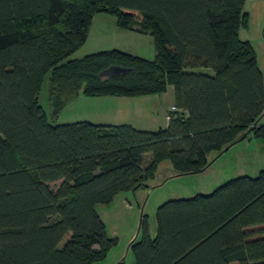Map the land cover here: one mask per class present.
<instances>
[{"label":"trees","instance_id":"trees-1","mask_svg":"<svg viewBox=\"0 0 264 264\" xmlns=\"http://www.w3.org/2000/svg\"><path fill=\"white\" fill-rule=\"evenodd\" d=\"M244 1L0 0V264H97L118 244L98 206L149 188L165 160L200 172L212 153L264 140V72L239 37ZM97 13L152 36L154 57L111 48L70 59ZM111 65L131 72L102 81ZM46 78L49 111L39 99ZM169 86L177 110L165 128L57 122L83 95ZM156 220L152 237L142 219L134 264H264V169L167 200Z\"/></svg>","mask_w":264,"mask_h":264},{"label":"rangeland","instance_id":"rangeland-1","mask_svg":"<svg viewBox=\"0 0 264 264\" xmlns=\"http://www.w3.org/2000/svg\"><path fill=\"white\" fill-rule=\"evenodd\" d=\"M242 11L249 13L250 20L248 27L240 30L239 37L251 42L259 66L264 72V0H245ZM99 15H106L109 19L116 18L110 14L97 13L95 22L101 17ZM95 27L91 29L86 43L70 59L82 58L95 51L110 48L124 49L145 58L154 57L152 36L124 29L120 32L109 31L100 37ZM102 40H106L108 44L101 43ZM207 71L212 72L210 69ZM46 85L47 78L44 80L39 99L40 104L49 111ZM161 95L156 94L157 101L151 98L142 103L129 96L124 104L127 107L124 109L128 116L126 119L129 121L124 123L146 130L165 128L168 124L167 109H170L172 102L169 92ZM81 100L67 109L65 107L59 114L57 122L71 123L78 119H96L94 113L96 109H84L85 106L80 104ZM135 106L150 109L148 111L151 114L140 116L134 113L137 110ZM259 121L264 122V115ZM146 156L145 164L150 160V154ZM210 159V165L205 170L194 173H179L170 161L165 160L158 165L154 179L147 181L149 188L140 187L135 191L119 194L110 204L98 206V212L106 223L109 236L118 238V244L112 248L107 258L98 264L107 262L111 264L119 255L125 258L126 264H133L131 242L139 241L142 237L139 235L142 219L146 218L152 232L157 226L158 207L167 200L188 198L199 193L209 194L224 182L240 175L257 176L260 170L264 169V140L249 136L222 154L212 153Z\"/></svg>","mask_w":264,"mask_h":264},{"label":"crops","instance_id":"crops-1","mask_svg":"<svg viewBox=\"0 0 264 264\" xmlns=\"http://www.w3.org/2000/svg\"><path fill=\"white\" fill-rule=\"evenodd\" d=\"M99 16H101V17L97 19V22H95V18L96 17L94 16L93 23H92V25L90 27V30H89L88 38L90 36L91 29L94 28V26H96L95 28L98 29L100 37H102L103 34L108 33L109 31L120 32L121 30H124V29L120 28L117 25L116 18L109 19V17H106V15H99ZM129 31H131V30H129ZM101 43H106V45L108 44V42H106V40H102ZM103 50H105V49H103ZM99 51H101V50H99ZM168 92L170 93V99H171V102H172L171 106H170V109H171V107L175 104L173 86H169L167 92L162 93V94H166ZM160 96H162V95L160 94ZM160 96H159V98L161 99ZM128 97L129 96H119V95H94V96H85V95H83V96H80L75 101H73L72 103H70L68 106H66V109L69 108V106H72L73 104H75L79 99H82L80 101L81 102L80 104L85 106L84 109H96L95 112H94L96 114V119H94V118H93L94 120H92L90 118L89 119H84V120H79L78 119L77 121H89V122L95 121V122H92V123L107 124V125H118L120 123H124V121H129L128 119H126V118H128V116H127V112L124 110V109L127 108V107L124 106V104L127 102V100H128L127 98ZM132 98H136V99H133V100H139L138 102L142 103V102H146V101L151 100V98L156 100L157 97H156V94H149V95L135 96V97H132ZM135 108H136V106H135ZM136 109L137 110H135L134 113H138L140 116H145V115L151 114L149 112L150 109L143 108L142 106H139ZM170 109L169 110L167 109V113H168L167 114V120L168 121H169L168 115L170 113ZM64 110H65V108H64ZM148 229H149V232H150L152 237L156 235L157 226L154 227L152 232H151V229H150V226H149V223H148ZM139 231L141 233L139 235H142L141 229ZM134 242L135 241H132L131 245ZM111 250L112 249L109 250L107 256L109 255ZM107 256H106V258H107ZM102 261H100V262H102ZM119 262H123L124 264H126L127 261H125V258H121V255H119V256H117L116 260L111 262V264H117ZM134 263H135V257H134L133 264ZM103 264H110V263L107 262V263H103Z\"/></svg>","mask_w":264,"mask_h":264},{"label":"water","instance_id":"water-1","mask_svg":"<svg viewBox=\"0 0 264 264\" xmlns=\"http://www.w3.org/2000/svg\"><path fill=\"white\" fill-rule=\"evenodd\" d=\"M126 72H131V69L122 67V66H117V65H111L108 68L102 70L99 73V78L104 81L109 79L110 77L116 76V75H120ZM244 137V136H243ZM243 137L241 139H243ZM230 147V146H229ZM229 147L225 148L222 152H220L219 154L224 153L225 151H227L229 149Z\"/></svg>","mask_w":264,"mask_h":264},{"label":"built area","instance_id":"built-area-1","mask_svg":"<svg viewBox=\"0 0 264 264\" xmlns=\"http://www.w3.org/2000/svg\"><path fill=\"white\" fill-rule=\"evenodd\" d=\"M171 110H172V111H175V110H177V107H176L175 105H173V106L171 107Z\"/></svg>","mask_w":264,"mask_h":264}]
</instances>
